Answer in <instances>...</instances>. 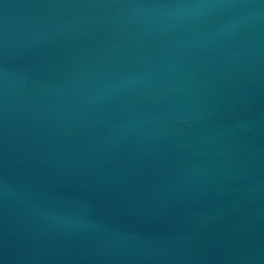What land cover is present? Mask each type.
<instances>
[{"label": "water", "instance_id": "water-1", "mask_svg": "<svg viewBox=\"0 0 264 264\" xmlns=\"http://www.w3.org/2000/svg\"><path fill=\"white\" fill-rule=\"evenodd\" d=\"M0 264H264V0H0Z\"/></svg>", "mask_w": 264, "mask_h": 264}]
</instances>
